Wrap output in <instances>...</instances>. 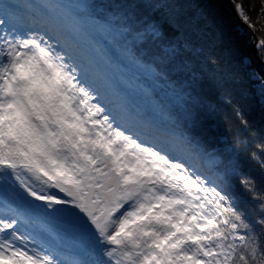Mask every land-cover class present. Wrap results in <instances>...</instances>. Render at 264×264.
I'll use <instances>...</instances> for the list:
<instances>
[{
	"label": "snow or ice",
	"instance_id": "snow-or-ice-1",
	"mask_svg": "<svg viewBox=\"0 0 264 264\" xmlns=\"http://www.w3.org/2000/svg\"><path fill=\"white\" fill-rule=\"evenodd\" d=\"M234 54L202 0H0V264H264V186L197 138Z\"/></svg>",
	"mask_w": 264,
	"mask_h": 264
},
{
	"label": "trees",
	"instance_id": "trees-1",
	"mask_svg": "<svg viewBox=\"0 0 264 264\" xmlns=\"http://www.w3.org/2000/svg\"><path fill=\"white\" fill-rule=\"evenodd\" d=\"M236 3L244 5L255 25L258 40L264 39V17L258 16L261 0H236ZM202 4L219 25L235 54L228 58L227 66L232 78L225 81L223 88L214 86L209 80L201 91L203 102L197 111L202 128L197 130V138L206 151L221 158L235 159L246 174L258 181L257 187L260 188L264 186V168L261 167V161H264V107L258 102L259 82L252 78V73L264 76V66L252 56L250 45L253 37L241 26L227 1L202 0ZM111 55L119 58L115 50ZM257 55L264 62L258 51ZM242 58H247L250 63H242ZM206 72L219 73V67L209 65ZM132 74L128 73L129 76ZM205 174L211 175L209 172ZM228 183L234 185L233 193L243 198L239 206L246 210L249 220L255 223L264 217V212L258 210V200H252L251 194L234 180L230 179ZM257 228H264V225H257Z\"/></svg>",
	"mask_w": 264,
	"mask_h": 264
},
{
	"label": "water",
	"instance_id": "water-1",
	"mask_svg": "<svg viewBox=\"0 0 264 264\" xmlns=\"http://www.w3.org/2000/svg\"><path fill=\"white\" fill-rule=\"evenodd\" d=\"M227 3L230 5L232 11L234 12V14L236 15V17L238 18L241 26L246 29L253 37V41L251 43V51H252V56L254 57V59L256 61H258L259 63H261L264 66V62L261 61V59L259 58V56L257 55V48H256V41H258V37L257 34L254 30H252V28H250L247 24L244 23V21L240 18V16L238 15V13L235 10L234 4L231 0H226Z\"/></svg>",
	"mask_w": 264,
	"mask_h": 264
},
{
	"label": "rangeland",
	"instance_id": "rangeland-1",
	"mask_svg": "<svg viewBox=\"0 0 264 264\" xmlns=\"http://www.w3.org/2000/svg\"><path fill=\"white\" fill-rule=\"evenodd\" d=\"M252 30H254V29L252 28ZM254 31L256 32V30H254ZM256 34H257V32H256ZM195 162L198 163L201 166V168L203 167V161L202 160L201 161H195ZM202 171H204L206 173L205 169H202ZM53 194L62 195V194H60L58 192H55V190H53Z\"/></svg>",
	"mask_w": 264,
	"mask_h": 264
}]
</instances>
